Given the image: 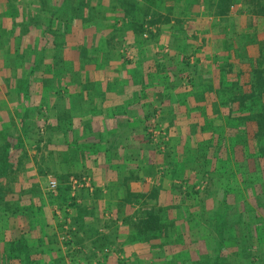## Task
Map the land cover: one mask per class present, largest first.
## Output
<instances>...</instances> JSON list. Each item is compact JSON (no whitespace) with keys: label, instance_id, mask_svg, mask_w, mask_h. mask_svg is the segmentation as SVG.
<instances>
[{"label":"crops","instance_id":"obj_1","mask_svg":"<svg viewBox=\"0 0 264 264\" xmlns=\"http://www.w3.org/2000/svg\"><path fill=\"white\" fill-rule=\"evenodd\" d=\"M88 4L78 2V16H72L70 0H0V63L7 57L3 51L15 59L17 52L31 56V75L38 78L0 79V133L11 125L21 129L22 121H32L34 112L45 108L49 173L67 181L72 176L90 180V187L77 191V208L68 211L76 217L85 213L84 223L100 231H113V221L105 220L108 215L126 216L130 223L133 215L155 205H175L178 190L171 187L189 178L199 152L231 147L233 107L264 103V16L250 15L253 0L239 2L235 8L240 15L217 17L201 15L203 7L198 3L186 12V0H165L160 12L168 23L161 38L172 46L180 39L186 44L181 49H189L171 51L173 66L169 59H162V69L154 70L118 65L112 63L110 51H94L112 27L109 18L83 16ZM203 39H207L205 46ZM189 55L205 61L185 67L180 60ZM97 56L102 58L95 65ZM108 56L109 61L104 58ZM168 70L180 80L185 75L189 79L169 83ZM16 71L29 70L19 66ZM148 82L153 85L147 86ZM258 82L259 96L252 99ZM16 88L22 90L15 95ZM43 88L51 92L46 90L44 96ZM157 109L171 137L166 154L150 144L146 135L148 117ZM21 143L12 154L20 158L22 167ZM33 157H38L37 152ZM23 226L18 225L17 234L27 231ZM34 230L27 241L38 245L42 235L40 228Z\"/></svg>","mask_w":264,"mask_h":264},{"label":"rangeland","instance_id":"obj_2","mask_svg":"<svg viewBox=\"0 0 264 264\" xmlns=\"http://www.w3.org/2000/svg\"><path fill=\"white\" fill-rule=\"evenodd\" d=\"M81 1L89 3L84 8L87 13L83 11L86 18L92 14L101 21L109 18L110 33L97 41L94 51H110L107 54L111 55L112 63L137 64L139 68L149 66L157 70L162 69V59H169L173 66L171 51L189 49H181L186 44L180 39L174 40L172 46L161 38L165 35L163 26L168 23L160 12L164 11L161 7L165 0H70L72 16H78ZM186 1V12L198 3L203 7L201 15L214 17L240 15L235 7L242 2ZM253 1L255 8L250 15L264 16V0ZM217 47L221 50L220 45ZM3 52L7 57L0 63V69L3 67L0 79H38L37 75H31V56L23 57L17 52L15 59ZM93 58L97 65V59L102 57ZM104 58L110 60L109 56ZM201 60L205 61L189 55L187 60L180 61L187 67L204 63ZM19 66L28 67L29 71H16ZM45 77L43 74L42 78ZM165 77L171 79L167 80L169 83L189 79L185 75L180 80L171 70L165 71ZM150 84L153 85L148 82L147 86ZM13 90L16 95L22 89ZM46 90L51 92L43 88L44 96ZM263 107L264 103L233 107L231 147L226 151L221 148L211 153L199 152L200 161L197 159V165L190 169L189 178L171 187L178 190L174 194L178 197L175 205H155L150 211L146 209V215V212L133 215L130 223L126 216L119 219L114 214L108 215L105 220L113 221V231L106 228L100 231L96 225L85 224V213L77 217L70 214L71 207L77 208L79 192L73 196L71 191L70 179L74 176L67 181L48 171L45 108L34 112L32 121H22L21 129L8 126L5 133H0V264H264V155L260 152L264 137L256 135L258 127L254 119ZM148 118V140L166 154L171 137L160 122V111L157 109ZM20 142L24 147L22 154L18 152L24 159L22 167L20 158L16 160L12 154ZM8 148L11 157L6 153ZM36 152L38 157H33ZM51 181L58 184L56 192L50 189ZM107 222L104 226H108ZM126 223L130 226L128 229ZM18 225H27L23 226L27 231L17 234ZM39 228L41 245H34V241L31 244L27 236L32 229Z\"/></svg>","mask_w":264,"mask_h":264},{"label":"built area","instance_id":"obj_3","mask_svg":"<svg viewBox=\"0 0 264 264\" xmlns=\"http://www.w3.org/2000/svg\"><path fill=\"white\" fill-rule=\"evenodd\" d=\"M57 186L58 184L56 181H51L50 189L52 190V192H56ZM70 186H71L72 194L73 196H75V193L79 189L90 187V180L87 177H83V178L72 177L70 179Z\"/></svg>","mask_w":264,"mask_h":264},{"label":"trees","instance_id":"obj_4","mask_svg":"<svg viewBox=\"0 0 264 264\" xmlns=\"http://www.w3.org/2000/svg\"><path fill=\"white\" fill-rule=\"evenodd\" d=\"M258 85H259V82H258L257 86H256V84H254L253 92H252V95H251L252 99H255L256 97L259 96ZM262 92L264 94V89L262 90ZM254 119L256 120V125L258 127L256 135L259 136V137H264V107L261 108L260 113H258L254 117ZM263 147L260 150L262 155H264V148Z\"/></svg>","mask_w":264,"mask_h":264}]
</instances>
